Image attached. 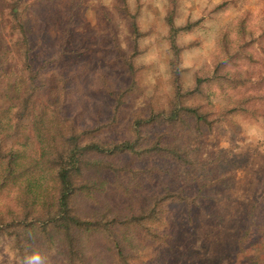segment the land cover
Here are the masks:
<instances>
[{"label":"trees","instance_id":"trees-1","mask_svg":"<svg viewBox=\"0 0 264 264\" xmlns=\"http://www.w3.org/2000/svg\"><path fill=\"white\" fill-rule=\"evenodd\" d=\"M21 4L0 0V264H27L35 253L43 264H150L154 251L170 244L165 228L172 205L198 199L166 182L175 171L190 175L198 168L183 137L188 119L197 129L213 127L215 112L188 105L186 99L203 96L206 84L217 78L231 105L227 114L264 103V36L248 41L254 32L248 29L250 14L240 17L234 33L227 30L220 36L222 59L214 78L197 74L187 91L174 61L170 105L149 113L138 110L128 126L129 138L115 141L106 135L115 131L132 87H108L104 95L114 102L112 114L94 128H80L65 113L67 79L60 90L51 89L59 93L57 101L38 103V91L48 86L42 79L47 67L32 66L30 30ZM168 23L177 54L176 36L190 26L176 28L172 16ZM133 27L138 34L137 24ZM8 28L18 34L13 45L5 38ZM97 80L79 82L77 93H102L97 84L103 75ZM253 229L241 235L232 264H239L245 245L260 246L252 244ZM245 260L241 264H264L254 255Z\"/></svg>","mask_w":264,"mask_h":264},{"label":"rangeland","instance_id":"rangeland-1","mask_svg":"<svg viewBox=\"0 0 264 264\" xmlns=\"http://www.w3.org/2000/svg\"><path fill=\"white\" fill-rule=\"evenodd\" d=\"M20 9L30 30L32 66L47 67L42 79L48 86L38 91V103L57 101L59 93L51 89L60 90L67 79L65 113L80 128H94L112 114L114 102L104 95L108 87H132L115 131L106 135L115 141L129 138L128 126L138 110L149 113L170 105L174 61L187 91L197 74L214 78L222 59L220 36L227 30L234 33L240 17L250 14L248 29L254 32L248 41L259 42L264 36V0H22ZM169 16L176 28L190 26L176 36L177 54ZM5 32L7 41L15 44L18 34L9 28ZM101 75L104 81L97 87L102 93H77L79 82L95 83ZM220 83L216 78L206 84L203 96L186 99L188 105L215 112L213 127L197 129L188 119L183 137L198 168L190 175L175 171L166 182L198 199L172 205L165 228L170 244L156 249L150 264H232L238 240L252 225V244L260 246L245 245L238 263L253 255L264 259V103L229 115L231 105L219 91Z\"/></svg>","mask_w":264,"mask_h":264},{"label":"clouds","instance_id":"clouds-1","mask_svg":"<svg viewBox=\"0 0 264 264\" xmlns=\"http://www.w3.org/2000/svg\"><path fill=\"white\" fill-rule=\"evenodd\" d=\"M27 264H43L39 253H35L27 258Z\"/></svg>","mask_w":264,"mask_h":264}]
</instances>
